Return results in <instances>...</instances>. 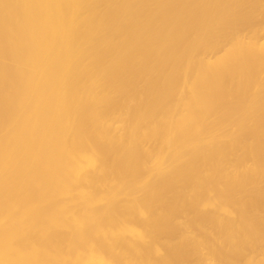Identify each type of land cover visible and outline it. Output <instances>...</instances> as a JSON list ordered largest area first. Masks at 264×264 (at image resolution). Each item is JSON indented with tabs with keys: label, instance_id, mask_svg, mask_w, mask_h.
Here are the masks:
<instances>
[{
	"label": "bare ground",
	"instance_id": "6f19581e",
	"mask_svg": "<svg viewBox=\"0 0 264 264\" xmlns=\"http://www.w3.org/2000/svg\"><path fill=\"white\" fill-rule=\"evenodd\" d=\"M0 264H264V0H0Z\"/></svg>",
	"mask_w": 264,
	"mask_h": 264
}]
</instances>
